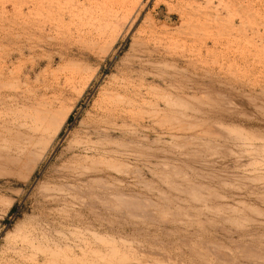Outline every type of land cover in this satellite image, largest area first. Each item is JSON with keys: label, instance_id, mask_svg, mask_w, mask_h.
Instances as JSON below:
<instances>
[{"label": "rangeland", "instance_id": "rangeland-1", "mask_svg": "<svg viewBox=\"0 0 264 264\" xmlns=\"http://www.w3.org/2000/svg\"><path fill=\"white\" fill-rule=\"evenodd\" d=\"M0 264H264V0H0Z\"/></svg>", "mask_w": 264, "mask_h": 264}, {"label": "bare ground", "instance_id": "bare-ground-1", "mask_svg": "<svg viewBox=\"0 0 264 264\" xmlns=\"http://www.w3.org/2000/svg\"><path fill=\"white\" fill-rule=\"evenodd\" d=\"M206 1H208V0H206ZM35 3H36V1H35ZM38 3L40 4V1H38ZM169 27V26H168ZM1 71H3V70H1ZM116 96V95H115ZM122 102V101H121ZM125 103V102H124ZM123 104V103H122ZM125 106H127L126 104H125ZM123 110V107L122 108H119V105L117 106V104L115 103V99H113L112 98V100H111V103L104 109V112H103V115H104V117L106 118V119H109L110 120V118L111 117H114V116H116L118 113H119V111L120 110ZM127 109V108H126ZM125 111V110H124ZM50 113V112H49ZM49 113H48V115H49ZM125 113V112H124ZM122 115V114H121ZM45 116L47 117V113L45 114ZM63 116V117H62ZM65 116H66V114H63V115H61L58 119H57V121H55V123H53V125L55 126V125H58V124H60V122H62V120L64 121V118H65ZM117 116H120V115H117ZM42 118L44 117L43 115L41 116ZM62 117V118H61ZM117 118V117H116ZM46 120V119H45ZM104 125V124H103ZM108 125V124H107ZM56 127V126H55ZM27 240V239H26ZM23 243V242H22ZM29 243V242H28ZM22 256V255H21Z\"/></svg>", "mask_w": 264, "mask_h": 264}]
</instances>
